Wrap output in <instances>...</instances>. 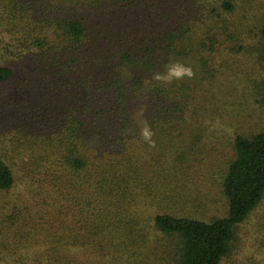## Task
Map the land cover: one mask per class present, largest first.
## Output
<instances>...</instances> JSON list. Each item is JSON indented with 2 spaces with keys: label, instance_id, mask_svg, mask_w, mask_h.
I'll list each match as a JSON object with an SVG mask.
<instances>
[{
  "label": "trees",
  "instance_id": "trees-1",
  "mask_svg": "<svg viewBox=\"0 0 264 264\" xmlns=\"http://www.w3.org/2000/svg\"><path fill=\"white\" fill-rule=\"evenodd\" d=\"M175 61L194 76L153 79ZM244 244L264 257V0H0V264Z\"/></svg>",
  "mask_w": 264,
  "mask_h": 264
},
{
  "label": "clouds",
  "instance_id": "clouds-1",
  "mask_svg": "<svg viewBox=\"0 0 264 264\" xmlns=\"http://www.w3.org/2000/svg\"><path fill=\"white\" fill-rule=\"evenodd\" d=\"M166 71L157 72L154 74L153 79L156 81L164 82L171 84L173 81L182 80L184 78L191 79L194 76V72L191 67L185 66L179 61H175L169 64L164 65ZM141 136L146 140L150 141L152 132L146 126L141 130ZM154 146V141H150Z\"/></svg>",
  "mask_w": 264,
  "mask_h": 264
},
{
  "label": "rangeland",
  "instance_id": "rangeland-1",
  "mask_svg": "<svg viewBox=\"0 0 264 264\" xmlns=\"http://www.w3.org/2000/svg\"><path fill=\"white\" fill-rule=\"evenodd\" d=\"M164 71L166 70L164 69ZM242 232H243L242 237L248 235V232L247 231L245 232V229H243ZM224 264H230V262L227 261ZM231 264H264V257L254 256V251L249 250L248 247L244 244V247L241 246V250L239 254L236 256L234 262Z\"/></svg>",
  "mask_w": 264,
  "mask_h": 264
}]
</instances>
